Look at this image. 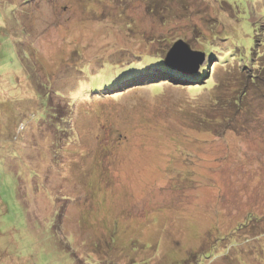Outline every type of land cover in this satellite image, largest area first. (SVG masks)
I'll list each match as a JSON object with an SVG mask.
<instances>
[{
    "label": "rangeland",
    "instance_id": "rangeland-1",
    "mask_svg": "<svg viewBox=\"0 0 264 264\" xmlns=\"http://www.w3.org/2000/svg\"><path fill=\"white\" fill-rule=\"evenodd\" d=\"M231 1L0 0V264H264V0Z\"/></svg>",
    "mask_w": 264,
    "mask_h": 264
},
{
    "label": "water",
    "instance_id": "water-1",
    "mask_svg": "<svg viewBox=\"0 0 264 264\" xmlns=\"http://www.w3.org/2000/svg\"><path fill=\"white\" fill-rule=\"evenodd\" d=\"M192 56H197V60L189 62L188 58ZM204 61V53L202 51L193 50L187 41L179 39L172 44L170 50L163 59V64L170 71L185 75L196 74Z\"/></svg>",
    "mask_w": 264,
    "mask_h": 264
},
{
    "label": "trees",
    "instance_id": "trees-1",
    "mask_svg": "<svg viewBox=\"0 0 264 264\" xmlns=\"http://www.w3.org/2000/svg\"><path fill=\"white\" fill-rule=\"evenodd\" d=\"M225 1H228L229 3H231L233 6H234V8H235V12H236V14L238 15L239 14V10H238V8H237V5H235L231 0H225ZM242 19V18H241ZM242 23H243V21H242ZM244 24V23H243ZM259 25H262V24H259ZM244 27H245V24H244ZM260 29V26L258 27V30ZM260 31V30H259ZM131 51V50H130ZM235 54V53H234ZM239 54H237L236 53V56H238ZM162 56H163V54H162ZM162 56H161V60H160V65L161 66H164V64H163V61H162ZM254 65H256V62H255V64ZM131 67V66H130ZM129 67V68H130ZM165 67V66H164ZM128 68V69H129ZM165 68H167V67H165ZM206 68V67H205ZM168 69V68H167ZM244 70H246V69H250L249 67H244L243 68ZM105 70V69H104ZM103 70V71H104ZM203 71H205V69H202ZM244 70L242 71V72H244ZM202 71V72H203ZM197 73V72H196ZM241 73V72H240ZM174 74V73H173ZM172 74V75H173ZM200 74H202V73H200ZM181 75H184V74H182L181 73ZM185 75H190V74H185ZM260 75L261 74H259L258 76L260 77ZM247 76V78H245L244 79V84L245 85H248L249 84V80H250V85H252V83H251V81H253L252 79H250L249 77H248V75H246ZM186 77V76H185ZM249 79V80H248ZM255 81V80H254ZM262 81V83H264V80L262 79L261 80ZM153 83V82H152ZM154 85H156V81L154 80V83H153ZM244 84H242V86H244V89H245V85ZM234 88H236V87H234ZM239 88V87H238ZM238 88H236L235 90H234V93L235 94H233V95H231V97H230V99H231V101L232 102H236L237 100H236V98H238V96H240V99H239V103H241L242 102V98L244 97V95H247L248 94V92L246 91V90H242V93H240V92H238ZM231 101H229V102H231ZM0 204H2V201L0 200ZM213 252V251H212ZM5 255H8V253H7V251L5 250L4 252H3ZM13 256H15V255H13ZM29 257H27L26 259H28ZM22 259H25V258H22ZM22 259H20V261L22 260ZM22 262V261H21ZM26 262V261H25ZM25 262H23V263H25ZM72 264H75L74 263V260H73V263Z\"/></svg>",
    "mask_w": 264,
    "mask_h": 264
}]
</instances>
